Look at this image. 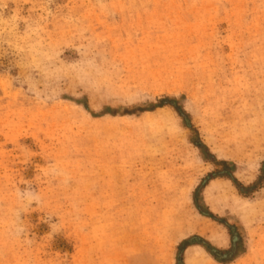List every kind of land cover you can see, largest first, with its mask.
Listing matches in <instances>:
<instances>
[{"label":"rangeland","instance_id":"obj_1","mask_svg":"<svg viewBox=\"0 0 264 264\" xmlns=\"http://www.w3.org/2000/svg\"><path fill=\"white\" fill-rule=\"evenodd\" d=\"M262 165L264 0H0V264H264Z\"/></svg>","mask_w":264,"mask_h":264},{"label":"trees","instance_id":"obj_2","mask_svg":"<svg viewBox=\"0 0 264 264\" xmlns=\"http://www.w3.org/2000/svg\"><path fill=\"white\" fill-rule=\"evenodd\" d=\"M163 103V102H161ZM264 167V165H262ZM229 179L232 181V178L229 177ZM230 235V246L227 250H216L213 248H209L205 246L204 244H201L205 248V250L211 255V257L219 262V263H227L230 262L234 256L237 253V242H239V238L237 234L233 231L232 227H227ZM191 244H200L198 242H195L194 238L187 239L183 241L178 247H177V254H176V264H182V251L187 248V246H190Z\"/></svg>","mask_w":264,"mask_h":264}]
</instances>
